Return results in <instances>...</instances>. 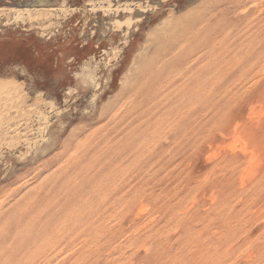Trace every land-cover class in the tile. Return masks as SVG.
Returning a JSON list of instances; mask_svg holds the SVG:
<instances>
[{
    "label": "rangeland",
    "instance_id": "obj_1",
    "mask_svg": "<svg viewBox=\"0 0 264 264\" xmlns=\"http://www.w3.org/2000/svg\"><path fill=\"white\" fill-rule=\"evenodd\" d=\"M198 263L264 264V0H0V264Z\"/></svg>",
    "mask_w": 264,
    "mask_h": 264
},
{
    "label": "bare ground",
    "instance_id": "obj_2",
    "mask_svg": "<svg viewBox=\"0 0 264 264\" xmlns=\"http://www.w3.org/2000/svg\"><path fill=\"white\" fill-rule=\"evenodd\" d=\"M155 88H156V86H155ZM154 88V89H155ZM165 87H160L157 91H156V93H154V94H160L161 93V91H162V89H164ZM152 90H153V88H143V89H140V90H137L136 92H134V94H133V96H134V98H136V97H142V96H144V95H147V94H150L151 92H152ZM171 92H170V90H168V92L166 93V95H169ZM196 97V96H195ZM154 100V99H153ZM168 102H170V101H168ZM129 104L133 107L134 106V101L133 100H130V102H129ZM149 109H152V107H149ZM196 108H195V106H194V110H195ZM130 111V108H129V106L122 112V111H118V113H115V115H112V118H118L119 116H122V115H124V114H127L128 112ZM121 113V114H120ZM157 114H158V110H157ZM119 115V116H118ZM179 115V114H178ZM177 114L176 115H174L173 113L172 114H170V113H168L167 114V117L165 118V119H163L161 122H160V124H159V127H158V132H161V131H163V132H168V131H171V130H175V131H180V129H181V127H182V125H181V121H180V119L181 118H184V117H180L179 118V116H178ZM155 118V120L157 121L158 119L156 118V114H152V116H151V118L150 119H154ZM121 120H122V118H120ZM76 149V148H75ZM147 151H150V149H146ZM67 164H68V167L70 168V166H72V165H74L75 164V160H72L71 162H70V159L69 158H66L65 160H64ZM66 171H67V168L66 167H64V168H62V165H60V164H57V166H56V170H55V173H53L51 176L49 175V178H48V180L49 181H52L51 183L52 184H57V182L60 180V179H62L60 176H63L65 173H66ZM73 173H74V175H78V173L77 172H75V169L73 170ZM53 177V178H52ZM53 180H52V179ZM54 181V182H53ZM100 185L101 184H96L94 187H95V191L96 190H101V188H100ZM60 187H66V184H65V182H62L61 183V185H60ZM98 191V192H99ZM98 194V193H97ZM93 195V194H92ZM82 198V197H81ZM96 201V200H95ZM77 202V201H76ZM76 202H75V204H76ZM100 203V202H99ZM98 203V201H97V204H99ZM82 204V203H81ZM94 204V203H93ZM96 204V203H95ZM75 206V205H74ZM90 206V205H89ZM72 207V206H71ZM76 207H74V209H75ZM73 209V208H72ZM97 210V209H96ZM70 212V211H69ZM68 212V213H69ZM72 212V211H71ZM67 215V214H66ZM80 216V215H79ZM68 217V216H67ZM72 217V216H71ZM78 218H76L75 220H77ZM62 220H64V219H62ZM66 220V219H65ZM70 220H73V219H70ZM68 221V220H67ZM53 235H54V237H56V235H58V233L56 234L55 233V231L53 232ZM222 246V245H221ZM208 252V251H207ZM210 252H213V251H209V253ZM214 253V252H213ZM204 255H205V253H204ZM213 255H215V254H213ZM206 256V255H205ZM209 256H211V255H209ZM216 256V255H215ZM200 257V256H199ZM203 257V256H202ZM206 258L207 257H205V260H206ZM210 257H208V259H209ZM221 258V257H220ZM225 258V257H224ZM223 258V259H224ZM200 259V258H199ZM203 259V258H202ZM215 259V258H214ZM210 261H211V259H210ZM188 262V261H187ZM198 262H199V260H198ZM208 262V261H207ZM190 263V262H189ZM202 263V262H201ZM203 263H204V261H203ZM199 264V263H198ZM206 264V263H205ZM236 264V263H235Z\"/></svg>",
    "mask_w": 264,
    "mask_h": 264
}]
</instances>
